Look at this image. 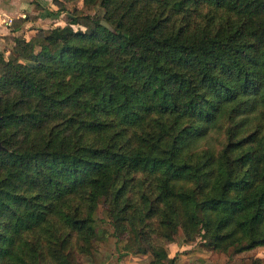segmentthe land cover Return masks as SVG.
Segmentation results:
<instances>
[{"label": "trees", "instance_id": "1", "mask_svg": "<svg viewBox=\"0 0 264 264\" xmlns=\"http://www.w3.org/2000/svg\"><path fill=\"white\" fill-rule=\"evenodd\" d=\"M56 3L0 52V264H78L100 202L149 264L264 246V0Z\"/></svg>", "mask_w": 264, "mask_h": 264}, {"label": "rangeland", "instance_id": "2", "mask_svg": "<svg viewBox=\"0 0 264 264\" xmlns=\"http://www.w3.org/2000/svg\"><path fill=\"white\" fill-rule=\"evenodd\" d=\"M70 2H73L70 0ZM70 11L73 16H77L80 22H85L86 16L102 17L104 10L100 6V0H96L90 5L82 3L74 7L71 4ZM67 12V11H66ZM48 25V24H47ZM50 26V25H48ZM38 29H42L39 27ZM48 30L47 28H43ZM75 30L86 31L87 29L80 25L74 26ZM11 57L14 54H10ZM97 235L99 237L98 248L91 254L77 255L78 264H149L152 257L149 254L130 252L122 253L124 241H117L112 236L113 228L108 222L107 213L102 202L99 203L98 209L94 213V223ZM154 242L165 247L168 256L177 257L178 264H264V246H258L254 249L233 252H216L207 249L202 245L199 239L194 241H185L181 232L177 234L172 241L164 238L154 237ZM123 254V256L121 255Z\"/></svg>", "mask_w": 264, "mask_h": 264}, {"label": "crops", "instance_id": "3", "mask_svg": "<svg viewBox=\"0 0 264 264\" xmlns=\"http://www.w3.org/2000/svg\"><path fill=\"white\" fill-rule=\"evenodd\" d=\"M57 1L71 4L65 0H0V52L9 58L14 54V37L29 39L39 27L51 29L63 23L67 12L58 10Z\"/></svg>", "mask_w": 264, "mask_h": 264}, {"label": "water", "instance_id": "4", "mask_svg": "<svg viewBox=\"0 0 264 264\" xmlns=\"http://www.w3.org/2000/svg\"><path fill=\"white\" fill-rule=\"evenodd\" d=\"M101 24L106 26V27H108V24L106 22H104V21H102ZM0 148H1V145H0Z\"/></svg>", "mask_w": 264, "mask_h": 264}]
</instances>
